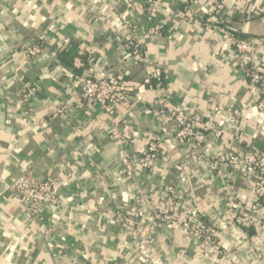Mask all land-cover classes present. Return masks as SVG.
I'll list each match as a JSON object with an SVG mask.
<instances>
[{
    "label": "crops",
    "instance_id": "1",
    "mask_svg": "<svg viewBox=\"0 0 264 264\" xmlns=\"http://www.w3.org/2000/svg\"><path fill=\"white\" fill-rule=\"evenodd\" d=\"M219 1L233 14L230 32L264 57V0ZM211 2L155 0V31L148 0H0V264H264V221L243 224L234 209L257 212L253 173H211L171 140L162 142L165 161L139 166L131 179L120 162L125 150L137 158L149 135L173 128L158 114L157 91L142 84L156 65L167 102L202 114L223 111L213 117L222 136H207L197 153L224 158L252 145L264 151V114L243 59L215 29L224 24L209 14ZM127 38L143 49L145 62L125 54ZM31 43L41 47L33 57L24 53ZM75 57L82 66L73 65ZM88 69L123 77L114 124L80 95ZM125 123L134 133L130 143L119 135ZM28 171L58 179L57 204L36 218L10 190ZM168 182L176 184L174 212L214 225L216 244L164 223L136 255L120 214L143 220L159 212ZM48 227L53 231L43 236Z\"/></svg>",
    "mask_w": 264,
    "mask_h": 264
},
{
    "label": "built area",
    "instance_id": "2",
    "mask_svg": "<svg viewBox=\"0 0 264 264\" xmlns=\"http://www.w3.org/2000/svg\"><path fill=\"white\" fill-rule=\"evenodd\" d=\"M148 16L153 25V29L159 30L161 25L158 20V10L155 0H148ZM211 8H213L218 16L215 17L216 24H224L215 26L216 31L222 34L224 41L227 42L235 50L240 58L244 61L243 75L247 80L251 93L254 97V103L257 110L264 114V57H258L251 49L248 39L241 38L230 32L227 25L231 22L233 14L219 0H212ZM251 15H247L246 19H250ZM128 25V23H127ZM125 54L137 62H145L143 49L132 38H127L123 43ZM41 51L40 45L31 43L24 53L33 57ZM73 65L80 67L83 62L79 57L73 59ZM142 84L157 91L160 100L159 115L163 119H167L173 124L172 129H168L160 135H149L143 151L136 158L128 151H124L121 155L120 162L122 171L127 179L135 176L139 170V166H147L153 160L160 159L165 161L166 158L162 142L171 140L177 145H186L190 151L188 155H195L200 162L211 173H220L221 170L229 168L235 172L241 170L249 171L254 174L253 189L257 201V212L248 211L241 207L234 208L237 219L241 223L264 221V151L256 146H247L240 151L226 153L224 158L210 156L207 152H198L199 147L205 141L207 136L219 139L222 136V127L214 121V116L223 113L220 107H213L212 114L209 112L199 113L186 108H178L167 102V98L163 93L165 86V77L160 66L156 65L142 79ZM124 80L122 76L111 74L94 73L92 69H88V73L84 76L80 83V95L83 99L98 104L103 108L114 124L117 118L116 104L119 99V93L124 89ZM226 113V112H224ZM240 115L239 113L235 114ZM121 139L130 143L134 138V133L130 129L129 124H124L119 128ZM186 155V157L188 156ZM58 179L48 175L41 177L33 172L28 171L16 177L10 186L17 202L23 210L31 217L36 218L40 214L41 208L52 207L57 204L58 198L55 192ZM164 205L159 212L145 213L143 220L133 217L129 214H120L123 223L128 230V234L133 241L134 252L136 255H142L152 245L153 234L164 223L171 226L179 225L187 232L196 237L201 244L213 246L216 244L218 231L214 225L207 222L203 218L192 217L190 214L181 216L178 212H174L176 198V184L168 182L163 185ZM40 219V218H39ZM41 220V219H40ZM52 228H47L42 232L43 236L50 235ZM61 248L55 246L54 255H59ZM228 257V255H225Z\"/></svg>",
    "mask_w": 264,
    "mask_h": 264
},
{
    "label": "trees",
    "instance_id": "3",
    "mask_svg": "<svg viewBox=\"0 0 264 264\" xmlns=\"http://www.w3.org/2000/svg\"><path fill=\"white\" fill-rule=\"evenodd\" d=\"M209 14L213 15L214 17L218 16V13L213 8H211ZM257 146H258V144H257Z\"/></svg>",
    "mask_w": 264,
    "mask_h": 264
},
{
    "label": "water",
    "instance_id": "4",
    "mask_svg": "<svg viewBox=\"0 0 264 264\" xmlns=\"http://www.w3.org/2000/svg\"><path fill=\"white\" fill-rule=\"evenodd\" d=\"M52 264H56L55 261L52 259Z\"/></svg>",
    "mask_w": 264,
    "mask_h": 264
}]
</instances>
